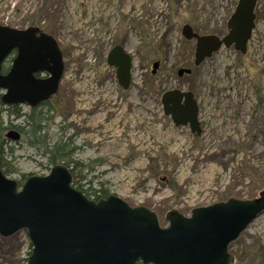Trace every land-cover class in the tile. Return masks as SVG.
<instances>
[{"label":"rangeland","instance_id":"obj_1","mask_svg":"<svg viewBox=\"0 0 264 264\" xmlns=\"http://www.w3.org/2000/svg\"><path fill=\"white\" fill-rule=\"evenodd\" d=\"M238 2L0 0V26L40 28L58 42L64 61L57 95L36 107L43 127L38 140L11 128L31 131L25 117L7 119L0 111L8 126L4 137L12 130L21 134L5 149L14 168L8 177L20 184L29 176L49 175L54 166L38 146L51 150L59 144L71 154L56 163L72 172L81 191L92 199L116 196L132 207L149 208L162 227L172 210L189 217L194 208L259 198L264 190V0H258L245 55L222 48L195 67V42L182 35L190 25L200 35L223 37ZM116 45L133 58L126 91L107 64ZM155 63L159 67L152 74ZM182 68L192 73L179 77ZM174 89L194 94L201 135L176 127L164 114L162 96ZM19 108L32 114L27 105ZM0 244V264H27L32 246L25 231L0 237ZM229 253L234 264H264V214L230 244Z\"/></svg>","mask_w":264,"mask_h":264},{"label":"water","instance_id":"obj_2","mask_svg":"<svg viewBox=\"0 0 264 264\" xmlns=\"http://www.w3.org/2000/svg\"><path fill=\"white\" fill-rule=\"evenodd\" d=\"M256 4L257 0H239L223 37L183 27V37L195 42V67L222 48L247 53L256 27ZM14 51L13 65L3 74V63ZM107 64L116 69L123 90H129L131 55L116 45ZM158 67L159 63L153 65L152 74ZM191 72L182 68L178 76ZM43 73L45 77H38ZM63 74V54L52 36L38 27L0 26V90L6 105L32 108L49 101L57 94ZM162 105L176 127L188 126L201 135L199 107L192 92L167 91ZM6 138L19 141L21 135L10 131ZM72 183V172L62 164L47 176H29L20 184L0 168V237L25 231L32 246L27 264H234L230 244L264 214L263 190L256 199L231 198L194 208L189 217L172 210L166 215L168 226L162 227L149 208L132 207L116 196L93 201Z\"/></svg>","mask_w":264,"mask_h":264},{"label":"trees","instance_id":"obj_3","mask_svg":"<svg viewBox=\"0 0 264 264\" xmlns=\"http://www.w3.org/2000/svg\"><path fill=\"white\" fill-rule=\"evenodd\" d=\"M7 71H8V69H7L6 65L3 66L2 67V73L5 74V73H7ZM48 103H49V101L42 103L40 105H48ZM0 108H2V110H0V111L6 113L5 116H7V119L11 118V116L13 114L17 118L25 117L27 123L32 128V130L28 132V131H25V128H22L20 126L13 125V124H10L11 128H15V129L19 130L22 134H28L30 139L35 138V140H38L40 138L39 136L43 132V127L40 125L42 122V118L36 117V114H35L36 107L31 108L32 114H21L20 113L21 110H20L18 105L6 106L5 103L3 102L2 94H0ZM7 129H8V126L6 128L4 127L3 115L0 112V168L6 176H9L13 173L14 168L7 162L6 156H5L6 155L5 149H6L7 145L11 142L10 140H7L6 137H4V131ZM30 143L33 144L32 141ZM38 147H40L41 149L44 150V154L49 157V163L52 164L53 166H55L57 164L56 160L59 156L60 157L58 160L63 161L64 159H67L71 154V151L68 152L65 149V147L60 146L59 144L54 146L51 150L49 147L48 148L45 147V145H43V146L39 145ZM73 187L79 191L82 190L81 188H79L77 186V183L75 184L74 182H73ZM81 192H83V194L90 200L99 201V200L104 198V196H102L100 194V195H97L95 197V199H92V196L90 194H88L89 193L88 191H81ZM94 193L97 194L98 192L94 191ZM1 240H5V239H1ZM7 240H10V239H7ZM2 247H3L2 244H0V249H2ZM30 249H31V245H30ZM29 255H30V253H29Z\"/></svg>","mask_w":264,"mask_h":264},{"label":"flooded vegetation","instance_id":"obj_4","mask_svg":"<svg viewBox=\"0 0 264 264\" xmlns=\"http://www.w3.org/2000/svg\"><path fill=\"white\" fill-rule=\"evenodd\" d=\"M194 32H195V31H194ZM16 55H17V52L14 51V52H13V53H12V54H11L6 60H5V62L3 63V66H5L6 64H8V62H9L10 60H12V61H11V65L9 66V68H7L8 71L11 69V67H12V65H13V62H14V60H15V58H16ZM3 66H2V67H3ZM8 71H7V73H8ZM5 74H6V73H5ZM44 75H45L44 73H43V74H39L38 77H44ZM131 85H132V84H131ZM130 88H131V87H130ZM58 91H59V90H58ZM57 93H58V92H57ZM3 94H4V93H3ZM3 94H2V97H3ZM56 95H57V94H56ZM56 95H54V96H56ZM54 96H53V97H54ZM53 97H52V98H53ZM52 98H51V99H52ZM51 99H50V100H51ZM50 100H49V101H50ZM18 106H20V105H18ZM38 106H40V105H38ZM38 106H36V107H38Z\"/></svg>","mask_w":264,"mask_h":264},{"label":"built area","instance_id":"obj_5","mask_svg":"<svg viewBox=\"0 0 264 264\" xmlns=\"http://www.w3.org/2000/svg\"><path fill=\"white\" fill-rule=\"evenodd\" d=\"M258 4V3H257Z\"/></svg>","mask_w":264,"mask_h":264}]
</instances>
